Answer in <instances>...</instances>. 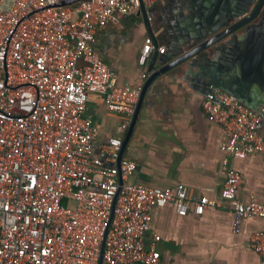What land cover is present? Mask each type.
I'll use <instances>...</instances> for the list:
<instances>
[{"label":"built area","instance_id":"1","mask_svg":"<svg viewBox=\"0 0 264 264\" xmlns=\"http://www.w3.org/2000/svg\"><path fill=\"white\" fill-rule=\"evenodd\" d=\"M160 0H0V264H159L157 237L146 245L154 207L172 204L179 215H201L226 202L231 229L244 218L264 223V204L237 192L240 173L221 160L218 199L189 198L182 185L130 182L135 162L111 136L96 151V128L85 115L91 93L102 95L122 128L133 118L139 89L119 86L96 50V31ZM153 37L137 63L146 70ZM146 74L143 73L142 76ZM223 128L222 152L264 155L261 117L234 95L211 89L201 100ZM249 245L264 264V228Z\"/></svg>","mask_w":264,"mask_h":264},{"label":"crops","instance_id":"2","mask_svg":"<svg viewBox=\"0 0 264 264\" xmlns=\"http://www.w3.org/2000/svg\"><path fill=\"white\" fill-rule=\"evenodd\" d=\"M168 2L160 0L151 7L152 33L139 11L96 31V50L117 84L138 88L139 96L151 73L138 65L137 57L142 44L152 37L166 48L167 35L160 32L171 24L170 15L177 3L167 7ZM157 68L156 62L153 69ZM191 84L181 73L170 71L144 87L135 124L122 152V157L136 165L129 181L160 188L182 185L189 198L205 195L218 199L225 180L221 171L225 158L227 166L242 176L238 198L243 202L254 198L264 204V155L235 158L222 152L225 132L203 112L204 94ZM259 107L263 108L261 104ZM85 115L96 128L97 152L109 137L122 141L126 137L130 125L122 128L121 116L107 109L102 95L89 94ZM232 220L233 212L226 202L201 215L194 214L191 207L185 215H179L168 203L151 210L144 242L149 245L157 237L159 264H258L259 256L249 240L253 232L264 228L263 221L244 218L234 233Z\"/></svg>","mask_w":264,"mask_h":264},{"label":"water","instance_id":"3","mask_svg":"<svg viewBox=\"0 0 264 264\" xmlns=\"http://www.w3.org/2000/svg\"><path fill=\"white\" fill-rule=\"evenodd\" d=\"M173 2L177 3L170 15L171 24L160 32L167 35L166 53L153 52L146 68L151 74L144 87L174 71L204 95L211 89H222L260 115L259 131L264 137V0H169L167 7ZM139 13L152 33L143 5ZM156 62L159 68L154 70ZM144 87L118 163L135 124Z\"/></svg>","mask_w":264,"mask_h":264}]
</instances>
